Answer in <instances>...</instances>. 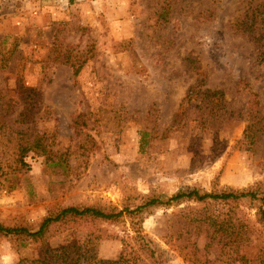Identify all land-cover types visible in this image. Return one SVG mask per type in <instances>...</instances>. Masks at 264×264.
Masks as SVG:
<instances>
[{
	"label": "rangeland",
	"instance_id": "1",
	"mask_svg": "<svg viewBox=\"0 0 264 264\" xmlns=\"http://www.w3.org/2000/svg\"><path fill=\"white\" fill-rule=\"evenodd\" d=\"M261 50L264 0H0V224L162 202L0 233V264L116 260L138 227L167 264L264 253L261 197L166 203L264 189Z\"/></svg>",
	"mask_w": 264,
	"mask_h": 264
},
{
	"label": "trees",
	"instance_id": "2",
	"mask_svg": "<svg viewBox=\"0 0 264 264\" xmlns=\"http://www.w3.org/2000/svg\"><path fill=\"white\" fill-rule=\"evenodd\" d=\"M256 43L259 45V41ZM264 59V52L261 53ZM76 73V72H75ZM17 164L20 167H26L24 162V156L31 151L30 147L24 146L22 143L17 146ZM264 199V189L261 186L251 188L247 191H220L217 193H199L198 190L192 189L188 191L178 192L171 196L166 203L178 202L181 200H195L197 202L206 201H226L227 203L238 201L243 198H250L251 200ZM162 204L158 198L148 200L144 205L137 207L135 210H123L119 212H104L95 208H65L55 214L45 218L40 224L39 228L35 232H30L24 228H8L0 224V233L4 235H26L30 238L38 239L45 235L47 228L50 224L61 221L68 216L74 217H91L99 220L116 221L120 217L126 214H134L144 207H153ZM257 222L264 229V209L259 207L257 210ZM134 237L132 238L131 250L128 255H121L116 260H100L95 254L93 248H80L79 249V264H167L161 254H156L155 250L150 246L149 242L142 236V228L138 227L134 230ZM246 244L249 243L248 234H243ZM245 264H264V253L259 251L255 258L252 260L241 257ZM52 257L47 260L46 264L51 262Z\"/></svg>",
	"mask_w": 264,
	"mask_h": 264
}]
</instances>
